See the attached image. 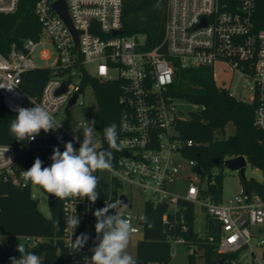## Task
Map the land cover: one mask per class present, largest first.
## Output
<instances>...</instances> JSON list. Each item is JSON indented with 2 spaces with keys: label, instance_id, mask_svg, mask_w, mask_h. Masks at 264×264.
Listing matches in <instances>:
<instances>
[{
  "label": "built area",
  "instance_id": "obj_1",
  "mask_svg": "<svg viewBox=\"0 0 264 264\" xmlns=\"http://www.w3.org/2000/svg\"><path fill=\"white\" fill-rule=\"evenodd\" d=\"M55 1L37 0L35 3L34 13L43 32L37 40L27 38L21 45L13 44L7 53L0 51V95L6 108L16 112L18 107L40 104L55 117L64 107L84 106L80 97L84 94L86 77L93 76L102 82L119 81V140L125 146L122 151L113 152V171L105 170L114 184L149 194L146 202L169 204L173 214L179 210L180 200L193 202L203 208L206 216L218 222V252L237 256L228 258L227 264H263L255 248L264 246V237L256 236L252 228L264 226V195L242 187L227 205L201 196V177L205 173H198L197 161L184 155L194 141L181 137L179 125L186 118L170 93L178 69L212 67L217 83L214 67L224 64L225 71L240 73L243 77L247 94L239 99L255 107V125L264 131V28H258L254 20L258 0H168L164 51L160 47L143 50V37L123 34V0H66L69 17L78 33L76 47L74 33L52 7ZM18 6L19 0H0V14L15 13ZM48 43L56 50L52 63H49L52 54L46 48ZM41 68L50 71V77L39 93L31 94L22 86L24 77ZM112 71H116V75ZM64 84L65 91L59 92ZM218 85L230 90L225 84ZM75 95V103L69 106ZM195 106L196 110L205 109ZM85 123L79 122L81 126ZM61 129L68 135V141L79 148L82 140ZM96 141L98 150H104L97 132ZM64 144L50 147L64 151ZM36 146L41 145L31 144L26 150ZM20 162V153L14 146L0 144V177L25 186L28 182L22 173L27 169L21 167ZM184 162L195 170V179L200 182L191 180L187 193L182 196L169 186L179 179ZM102 172L95 173L99 178L95 203L87 198L77 201L69 198L63 202L61 238L64 246L71 250L77 236L81 233L89 236L85 246L72 254L70 264H91V249L97 243V221L93 213L114 197L120 201L122 194H109L101 186ZM263 181L264 178L260 182ZM125 196L127 203L115 211L131 218L135 228L133 234H143L145 222L141 217H145V207L143 211L127 209L130 200ZM32 198L43 200L33 192ZM74 215L79 217L80 224L72 235L71 229L66 228V221ZM163 221L168 223L167 213ZM183 230L187 231L188 227L184 225ZM198 235L205 236L200 232ZM24 239L28 246L30 241L36 246L43 240L31 236H24ZM208 239L216 241L212 235ZM173 240L187 242L182 236ZM9 258L0 264H10Z\"/></svg>",
  "mask_w": 264,
  "mask_h": 264
},
{
  "label": "trees",
  "instance_id": "obj_2",
  "mask_svg": "<svg viewBox=\"0 0 264 264\" xmlns=\"http://www.w3.org/2000/svg\"><path fill=\"white\" fill-rule=\"evenodd\" d=\"M37 0H19L15 13L0 14V51L7 53L13 44L21 45L27 38L37 40L42 32V24L34 13ZM168 0H123L122 32L127 36L144 38L143 50L160 47L164 39V29L167 19ZM254 20L258 28H264V0H258ZM212 67L178 69L170 93L178 99L187 100L193 105L204 106L196 110L181 122L179 131L181 137L194 141L193 146L184 151L187 158L195 159L205 175L201 177V196L222 201L223 173L219 166L224 160L237 156H245L254 167L264 174V131L258 129L254 122L255 107L238 98L230 90L216 83ZM50 77L47 69H37L27 73L22 86L31 93H39ZM91 84L98 101V111L93 120L96 132L101 138L104 150L108 148L104 139L103 128L115 124L119 134V116L121 112L118 97L120 82H102L100 79L88 76L83 86ZM16 112L10 111L3 103L0 95V144L14 146L20 153V165L26 169L32 166V150H26L31 144L59 145L68 142V135L61 129L44 133L41 130L35 142L17 141L9 131V125ZM233 123L235 132L226 136L227 126ZM221 162L215 164V159ZM217 171L214 172V169ZM243 187L254 189L264 195V181L243 178ZM32 184L25 186L14 184L0 177V235L31 236L42 238L36 246H26L35 252L42 264H70L73 253L62 241L63 232V202L57 198L50 200L51 217L45 216L38 207V201L32 198ZM103 194V197L108 198ZM115 197L112 202H115ZM179 210L175 214L167 203H145L143 237L136 247L137 264H169L172 258V241L182 236L192 246L203 249L204 264H227L228 258H236L235 254L228 256L217 250L219 224L207 217L206 235L199 237L195 230L197 219L196 205L193 202L180 200ZM168 215V223L163 221ZM112 214V213H109ZM59 222V230L55 222ZM188 227L187 231L183 226ZM214 236L216 241L210 242L208 237ZM196 250L190 253V264H194ZM14 249L4 251L0 244V262L9 257H19ZM226 258L222 262V260Z\"/></svg>",
  "mask_w": 264,
  "mask_h": 264
},
{
  "label": "clouds",
  "instance_id": "obj_3",
  "mask_svg": "<svg viewBox=\"0 0 264 264\" xmlns=\"http://www.w3.org/2000/svg\"><path fill=\"white\" fill-rule=\"evenodd\" d=\"M15 111L17 114L10 122L9 131L17 141H33L41 130L48 133L61 127L52 112L40 104L27 108L18 107ZM95 124V120L86 121L79 148L74 147L71 141L65 142L64 151H60L58 147L54 148L50 157L52 163L49 166L45 167L43 161L36 158L32 166L22 173L25 181L62 201L69 198L74 201L87 198L95 203L99 186V178L95 173L113 171V152L122 151L125 146L124 142L119 140L117 127L113 123L103 128L108 148L98 150ZM122 205L119 200L106 203L105 207L93 213L97 221V243L91 249V264H137V260L127 252L130 238L135 231L131 218L115 211ZM141 219L148 223L147 217ZM79 224V217L74 215L66 221V228L71 229L73 235ZM55 227L60 229L58 221L55 222ZM148 227H152L151 223H148ZM88 239L86 233L77 236L72 242L70 253L79 252ZM16 250L20 256L10 257V264H42L41 258L28 250L24 244L18 243Z\"/></svg>",
  "mask_w": 264,
  "mask_h": 264
},
{
  "label": "rangeland",
  "instance_id": "obj_4",
  "mask_svg": "<svg viewBox=\"0 0 264 264\" xmlns=\"http://www.w3.org/2000/svg\"><path fill=\"white\" fill-rule=\"evenodd\" d=\"M46 48L51 52L52 59L49 63H52L56 58V50L54 46L50 43L46 45ZM37 61L41 64L40 60ZM92 69V66H89ZM226 66L224 64L218 63L214 67V72L218 84H225L230 88L232 94L236 98H243L247 94V90L244 87V79L240 73H233L231 71H225ZM112 74L116 75V71H112ZM84 94L81 95L80 100L85 104L84 106L73 105L70 108H62L56 115L55 119L58 123H61V128H63L69 135L77 138L78 140H83L82 129L84 126L79 124L80 121H93L97 111H98V101L94 92V88L91 84H86L84 86ZM176 102L183 111V116L187 118L192 111H195L197 106L193 105L187 100L176 98ZM235 132V125L230 123L226 128V136H231ZM53 149L50 146H36L32 150V164L36 158L43 161L45 167L49 166L52 161L50 159ZM60 151H62L60 149ZM219 171L223 173V195L222 201L224 204H229L231 198H234L243 187V177L239 170H232L226 165L219 166ZM192 176V178H189ZM197 173L191 168L188 162H184L183 170L180 173L179 179L171 184L170 189L178 192L180 195L184 196L187 193L190 181L193 180L197 183L200 180L197 178ZM245 177L246 179H255L257 181H262L264 178L263 172L254 167L250 162L245 166ZM100 183L107 193L119 196L120 194H126L129 197V204L127 209H132L135 211H143L145 207V202L150 198L149 194L140 193V191L130 188L127 185L116 186L111 180L109 174L106 171L101 173ZM32 192L39 197H42V201H38V207L40 211L47 217H51L50 209V199L48 193L42 190L40 187L32 185ZM197 219L195 221V230L206 235V221L207 217L202 207L196 206ZM252 232L256 236L262 235L264 237V226L259 225L258 227H253ZM142 233L132 234L129 242L127 252L134 258L136 256V247L138 241L142 239ZM18 243L24 244L25 247L28 246L25 242L23 236L16 235H0V244L4 251H12L17 248ZM256 244V240H253ZM172 258L169 264H190V253L191 249L196 250L194 257V264H204L203 249L199 246H192L189 243H182L176 240L172 241ZM29 246H32V241L29 242ZM255 252L258 256L259 261L264 264V246H256Z\"/></svg>",
  "mask_w": 264,
  "mask_h": 264
},
{
  "label": "water",
  "instance_id": "obj_5",
  "mask_svg": "<svg viewBox=\"0 0 264 264\" xmlns=\"http://www.w3.org/2000/svg\"><path fill=\"white\" fill-rule=\"evenodd\" d=\"M52 7L61 16V18L65 21L67 26L70 28L71 32L74 33L73 35H74L75 44H76V47H77L78 46V39H77L78 33L74 29V27L72 25V22H71V19L69 17L66 0H56L55 2H53ZM65 89H66V86L64 84L61 87V89L59 90V92L65 91ZM76 98H77V95H75L71 99V101L69 103V106L75 103ZM214 162H215V164H219L221 162V159L220 158H216ZM223 164L226 165L228 168H230L232 170H239L240 173H241V176L243 178H246L245 177V166L247 165V159H246L245 156L240 155V156H237V157L229 158L227 160H224ZM196 170L201 175L203 174V170H202V168L200 166H198L196 168ZM54 198H55L54 196L49 195V199L50 200H53ZM120 201H122L123 205L125 206V204L127 203V197L125 196V194L120 195ZM222 262H223V260H222Z\"/></svg>",
  "mask_w": 264,
  "mask_h": 264
}]
</instances>
